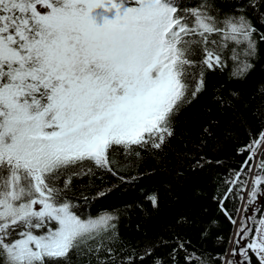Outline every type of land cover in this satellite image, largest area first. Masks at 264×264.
I'll list each match as a JSON object with an SVG mask.
<instances>
[{
  "label": "snow or ice",
  "instance_id": "obj_1",
  "mask_svg": "<svg viewBox=\"0 0 264 264\" xmlns=\"http://www.w3.org/2000/svg\"><path fill=\"white\" fill-rule=\"evenodd\" d=\"M128 3L121 14L115 0H0V264H73V257L143 264L159 247L168 248L167 264H264V84L249 99L215 88L218 114L207 110L194 151L178 158L202 169L213 163L202 151L209 140L249 128L246 109L259 120L235 148L244 155L240 166L212 197L232 226L220 251L197 249L177 233L139 251L121 247L127 254L118 257L119 214H83L81 201H100L139 179L122 169L145 154L163 159L209 71L227 69L229 80L243 82L264 42V0ZM105 5L116 16L97 26L90 12ZM183 174L175 171L177 179ZM147 202L158 208L159 195L147 194ZM216 223L209 218L201 237ZM152 264L165 261L153 257Z\"/></svg>",
  "mask_w": 264,
  "mask_h": 264
},
{
  "label": "trees",
  "instance_id": "obj_2",
  "mask_svg": "<svg viewBox=\"0 0 264 264\" xmlns=\"http://www.w3.org/2000/svg\"><path fill=\"white\" fill-rule=\"evenodd\" d=\"M121 5L120 12L131 6L128 0H115ZM188 5H194L198 0H184ZM219 4H243L244 0H216ZM107 9V10H106ZM97 26H102L104 20H112L116 16V9L97 7L90 12ZM255 22V18H253ZM259 27V25H257ZM231 61H229V67ZM264 84V42L259 45V59L255 68L243 82L228 79V70L209 71L206 75V90L199 102L187 108L180 122L176 126V135L168 142L161 156L163 159L156 160L145 154L143 160L136 161L135 155H130L128 161H136L135 168H124L122 172L139 176L133 184L120 186L119 190L100 201L87 203L81 201L84 215H98L102 211L117 212L119 214L118 234L120 243L114 245L117 256H123L126 252H120L121 247L128 251H139L146 244L154 242L158 237L169 240L174 234L179 233L189 238L197 249L212 253L220 251L226 242L232 226L219 213L214 195L223 192L226 185L223 181L227 178L229 169H236L244 159L243 154L237 155L235 148L249 139V133H255L259 127V120L250 115V109L245 110L249 128H237V135L226 140H209L203 147V153L213 163L204 164L203 168L193 170L187 163L181 164L179 157L194 151L193 142L196 140L201 125L208 117V109L217 115L216 106L212 102L213 90L223 85L222 91L228 89L239 90L245 99L253 97L258 87ZM259 96L250 100L251 106L259 103ZM224 117H221L222 124ZM219 135V129L216 130ZM187 142V144H186ZM221 163L217 164L215 161ZM183 167L182 178L177 179L175 171ZM111 179V178H109ZM96 183H100L99 180ZM90 194L91 189H77ZM159 195V207L151 208L147 202V194ZM69 195H73L69 193ZM229 210L232 201L228 202ZM185 217V222L177 224L179 217ZM209 218L217 221L216 225L209 228L206 238L201 237V229ZM221 236L223 241L217 240ZM168 248H156L152 255L144 259L143 264H152L153 257H162L167 264L166 253ZM103 255V253H101ZM86 259H91V264H96L94 258L73 257V264H85Z\"/></svg>",
  "mask_w": 264,
  "mask_h": 264
},
{
  "label": "clouds",
  "instance_id": "obj_3",
  "mask_svg": "<svg viewBox=\"0 0 264 264\" xmlns=\"http://www.w3.org/2000/svg\"><path fill=\"white\" fill-rule=\"evenodd\" d=\"M101 35H104V30L103 29H101Z\"/></svg>",
  "mask_w": 264,
  "mask_h": 264
}]
</instances>
